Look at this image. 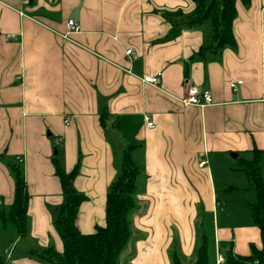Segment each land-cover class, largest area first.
Returning a JSON list of instances; mask_svg holds the SVG:
<instances>
[{"label":"crops","instance_id":"obj_1","mask_svg":"<svg viewBox=\"0 0 264 264\" xmlns=\"http://www.w3.org/2000/svg\"><path fill=\"white\" fill-rule=\"evenodd\" d=\"M194 9L192 0H0V196L12 204L8 163L21 162L28 235L39 241L10 238L9 264H43L28 254L50 247L52 235L63 251L55 157L68 173L78 169L73 187L86 200L76 224L91 234L105 223L128 147L140 175L132 238L119 264H173L175 255L194 264L205 232L196 230L199 207L212 218L213 264H225L231 247L243 257L262 247L253 218L220 223L216 173L231 153L241 159L264 151V0L237 3V45L221 52L200 53L213 42L208 21L173 29L170 19ZM70 20L80 32L69 34ZM159 73V86L144 82ZM187 84L210 92L212 105L186 107Z\"/></svg>","mask_w":264,"mask_h":264},{"label":"trees","instance_id":"obj_2","mask_svg":"<svg viewBox=\"0 0 264 264\" xmlns=\"http://www.w3.org/2000/svg\"><path fill=\"white\" fill-rule=\"evenodd\" d=\"M195 9L187 15H180V20L170 19L173 29L192 28L207 21L212 23L213 42L200 50L221 52L237 45L234 35V22L237 18V3L249 7L252 0H192ZM133 147L122 153L120 171L111 185L106 201V220L96 227L91 234L82 233L76 224L80 207L86 196L78 193L73 187L77 176L75 168L68 173L58 157L53 164L56 176L60 179L64 204L57 210L55 227L63 241V251L54 247L33 250L29 257L43 264H119V260L132 238L131 213L137 206V180L139 169L132 158ZM250 158L242 157L239 168L233 170L244 172L254 191V199L244 202L254 224L260 229L262 247H253L247 257L234 253L233 248L223 252L225 264H264V151L253 149ZM8 166L15 180L13 202L9 209L0 204V226L3 231L14 232L12 237H27L29 233V191L21 162H10ZM196 250L194 264H213L212 235L203 232ZM0 264H8L7 257L0 254ZM173 264H183L177 255Z\"/></svg>","mask_w":264,"mask_h":264},{"label":"rangeland","instance_id":"obj_3","mask_svg":"<svg viewBox=\"0 0 264 264\" xmlns=\"http://www.w3.org/2000/svg\"><path fill=\"white\" fill-rule=\"evenodd\" d=\"M208 23L211 22L208 21ZM3 154L5 159H11V156H8L5 152ZM234 155L235 153H231L227 157V169L223 170L220 168L216 173V179L218 182L217 194L222 203L220 207V223H230L239 226L245 223L246 218L252 219V216L245 207L244 202L252 201L255 194L247 175L244 172H238L230 169V167L234 169L239 168L241 165L240 158L235 157ZM218 163L219 162H217V166ZM232 186H235L238 190H229ZM0 204L6 209L10 208V206L7 205V199L4 195L0 196ZM196 211V230H199V232L205 231L206 233L211 234L212 218L205 212L203 207L197 208ZM11 231L12 229L10 228V230L5 232L3 231L2 226H0V254H2L5 258V250L9 247L8 244L10 243V236L14 234V232ZM56 235L60 239V234L57 229ZM22 239V243L35 244V246L39 247V241L31 239L30 235L22 237ZM55 240L56 238L54 235L49 236L50 247L57 249V242Z\"/></svg>","mask_w":264,"mask_h":264},{"label":"built area","instance_id":"obj_4","mask_svg":"<svg viewBox=\"0 0 264 264\" xmlns=\"http://www.w3.org/2000/svg\"><path fill=\"white\" fill-rule=\"evenodd\" d=\"M68 29H69V34L72 33H77L81 31V25L75 20H70L68 22ZM8 40L12 39H17L16 35H9ZM127 55L131 56V58H136L135 53L133 49H129L127 51ZM144 82L153 86H159L162 82V74L159 73L155 76H148L144 78ZM243 82H237V83H231V88L236 90L238 85H241ZM186 107L193 106V107H198V108H206L207 106L212 105L213 103V98L210 92L208 91H203L196 85H191L187 84V94L186 96L182 99L181 101ZM67 123L69 122L68 120L66 121ZM149 129H155L156 125L152 121H148L147 124ZM62 143V139L58 140V145ZM7 256L10 257L9 253L6 252ZM222 256H220V259ZM223 259V258H222Z\"/></svg>","mask_w":264,"mask_h":264},{"label":"water","instance_id":"obj_5","mask_svg":"<svg viewBox=\"0 0 264 264\" xmlns=\"http://www.w3.org/2000/svg\"><path fill=\"white\" fill-rule=\"evenodd\" d=\"M234 156H235V157H237L238 155H237V154H235Z\"/></svg>","mask_w":264,"mask_h":264}]
</instances>
